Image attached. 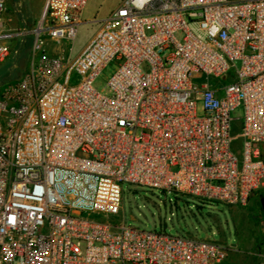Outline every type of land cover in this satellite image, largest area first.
Returning <instances> with one entry per match:
<instances>
[{
    "label": "built area",
    "instance_id": "obj_1",
    "mask_svg": "<svg viewBox=\"0 0 264 264\" xmlns=\"http://www.w3.org/2000/svg\"><path fill=\"white\" fill-rule=\"evenodd\" d=\"M5 4L0 65L28 54L0 84V264H221L215 241L113 218L123 184L227 206L264 190V0H122L74 56L86 0H43L30 29Z\"/></svg>",
    "mask_w": 264,
    "mask_h": 264
},
{
    "label": "rangeland",
    "instance_id": "obj_2",
    "mask_svg": "<svg viewBox=\"0 0 264 264\" xmlns=\"http://www.w3.org/2000/svg\"><path fill=\"white\" fill-rule=\"evenodd\" d=\"M122 0H86L80 17L81 24L73 44L76 55L98 29L99 21L115 10ZM43 0H6L4 19L14 27L30 29L38 22ZM95 21V22H93ZM16 62L0 65V84L16 80L24 71L22 60L28 54V45ZM239 66V63H235ZM110 62L95 80L94 86L102 91L115 71ZM237 122L232 125V149L241 156V141L237 137ZM264 190L255 192L245 205L227 206L217 202L202 201L189 196L165 193L136 185L123 184L121 209L113 220L145 231L163 232L172 236L211 240L227 249L221 264H255L257 256L264 253V218L259 198ZM233 246V247H232Z\"/></svg>",
    "mask_w": 264,
    "mask_h": 264
},
{
    "label": "water",
    "instance_id": "obj_3",
    "mask_svg": "<svg viewBox=\"0 0 264 264\" xmlns=\"http://www.w3.org/2000/svg\"><path fill=\"white\" fill-rule=\"evenodd\" d=\"M259 203H260L261 212H262V215H263V218H264V196H261L259 198Z\"/></svg>",
    "mask_w": 264,
    "mask_h": 264
},
{
    "label": "trees",
    "instance_id": "obj_4",
    "mask_svg": "<svg viewBox=\"0 0 264 264\" xmlns=\"http://www.w3.org/2000/svg\"><path fill=\"white\" fill-rule=\"evenodd\" d=\"M25 60H26V59L24 58V59L21 61V62H22V65H24V64H25Z\"/></svg>",
    "mask_w": 264,
    "mask_h": 264
},
{
    "label": "crops",
    "instance_id": "obj_5",
    "mask_svg": "<svg viewBox=\"0 0 264 264\" xmlns=\"http://www.w3.org/2000/svg\"><path fill=\"white\" fill-rule=\"evenodd\" d=\"M233 247V246H232Z\"/></svg>",
    "mask_w": 264,
    "mask_h": 264
}]
</instances>
